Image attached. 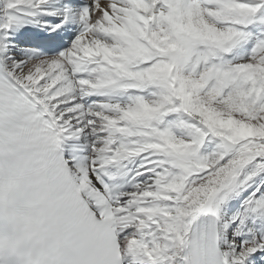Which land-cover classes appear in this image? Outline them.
<instances>
[{
  "label": "snow or ice",
  "instance_id": "1",
  "mask_svg": "<svg viewBox=\"0 0 264 264\" xmlns=\"http://www.w3.org/2000/svg\"><path fill=\"white\" fill-rule=\"evenodd\" d=\"M0 264H264V0H0Z\"/></svg>",
  "mask_w": 264,
  "mask_h": 264
}]
</instances>
